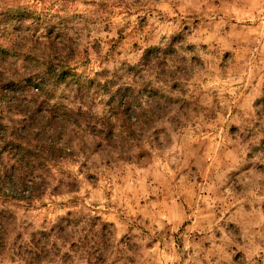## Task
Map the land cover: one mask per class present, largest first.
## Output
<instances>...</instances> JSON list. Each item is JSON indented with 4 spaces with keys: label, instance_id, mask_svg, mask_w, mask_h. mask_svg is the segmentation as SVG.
Returning <instances> with one entry per match:
<instances>
[{
    "label": "clouds",
    "instance_id": "clouds-1",
    "mask_svg": "<svg viewBox=\"0 0 264 264\" xmlns=\"http://www.w3.org/2000/svg\"><path fill=\"white\" fill-rule=\"evenodd\" d=\"M0 129V264H264V0H0Z\"/></svg>",
    "mask_w": 264,
    "mask_h": 264
},
{
    "label": "rangeland",
    "instance_id": "rangeland-1",
    "mask_svg": "<svg viewBox=\"0 0 264 264\" xmlns=\"http://www.w3.org/2000/svg\"><path fill=\"white\" fill-rule=\"evenodd\" d=\"M124 38L122 37V40H123ZM134 47H135V45H134ZM101 231L103 232V231H106V229L102 226L101 227Z\"/></svg>",
    "mask_w": 264,
    "mask_h": 264
},
{
    "label": "trees",
    "instance_id": "trees-1",
    "mask_svg": "<svg viewBox=\"0 0 264 264\" xmlns=\"http://www.w3.org/2000/svg\"><path fill=\"white\" fill-rule=\"evenodd\" d=\"M0 130H2V129H0Z\"/></svg>",
    "mask_w": 264,
    "mask_h": 264
}]
</instances>
